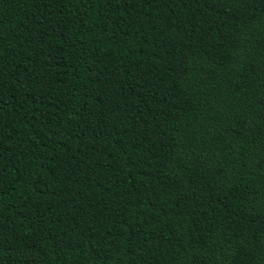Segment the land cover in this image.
<instances>
[{"label": "trees", "instance_id": "16d2710c", "mask_svg": "<svg viewBox=\"0 0 264 264\" xmlns=\"http://www.w3.org/2000/svg\"><path fill=\"white\" fill-rule=\"evenodd\" d=\"M0 264H264V0H0Z\"/></svg>", "mask_w": 264, "mask_h": 264}]
</instances>
